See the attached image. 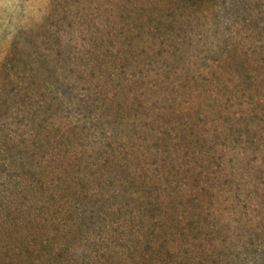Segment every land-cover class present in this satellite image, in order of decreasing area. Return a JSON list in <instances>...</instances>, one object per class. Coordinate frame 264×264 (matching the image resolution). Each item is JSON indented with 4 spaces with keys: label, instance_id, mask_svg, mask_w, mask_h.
<instances>
[{
    "label": "rangeland",
    "instance_id": "rangeland-1",
    "mask_svg": "<svg viewBox=\"0 0 264 264\" xmlns=\"http://www.w3.org/2000/svg\"><path fill=\"white\" fill-rule=\"evenodd\" d=\"M172 1L0 0V264H264V0Z\"/></svg>",
    "mask_w": 264,
    "mask_h": 264
},
{
    "label": "trees",
    "instance_id": "trees-1",
    "mask_svg": "<svg viewBox=\"0 0 264 264\" xmlns=\"http://www.w3.org/2000/svg\"><path fill=\"white\" fill-rule=\"evenodd\" d=\"M176 1L179 2L181 0H173L171 3L173 5H175L174 10L178 13L181 11L180 7H182L183 5L182 6H179V5L176 6V4H177ZM250 1L251 0H184L182 3H188V4H184V10L188 11L190 14L191 13H199L200 15H203L205 18H209V17H212V15H214L212 12L213 9L215 11H217L218 8H225L226 9L228 6H230L231 9H235V7L237 6V3L246 7ZM203 6H205V7H203ZM260 7L261 6H258V8H260ZM195 16H197V15L196 14L192 15V17H195ZM245 20H246L245 24H247L248 22H251L250 25L252 24V21H248V19H245ZM262 25H264V21H263ZM255 29H256V27H255ZM262 30H264V27L262 28ZM248 32L251 34L254 33L253 30H250ZM87 137L88 136H86V138ZM122 182L123 181H121V184H123ZM155 183H157L156 188L159 190H162L161 192L163 194H160L159 197H157L155 200L151 199V203H149V204H152V207H153L152 209L156 208V210H159L161 212V216L159 218L155 219V221H151V225L154 226L153 230L151 232L152 236H151V238L147 239L146 241H143V243L148 244V246L153 251L152 253H154L155 255H158V253H157V248H158L157 245L159 244L158 238L159 237L163 238L168 234L173 235L174 229H172V228L173 227L175 228L176 221H178V219H175V217L171 219V215H172L171 210L177 209L180 207V205L176 203L177 200H179V199H181L182 202L183 201L188 202L187 198L191 197V199L189 201V203H190L192 201L193 193L192 192L186 193V192L178 191V190L182 189V185H181V187H179V189L173 188V185L175 183L174 179H172V177H170V178L165 177V175L163 173H161L159 170L156 169V173H154L153 179L150 180L151 185H150L149 189L146 191V194L149 195V191L151 189H153V186ZM203 190H205V189H202L201 191H199V193L202 192ZM198 195H200L201 198L204 197L202 194H198ZM261 200L262 199H260V197L257 198V202L259 203V205L261 203ZM175 204H176V206H175ZM231 204L233 205L234 202L231 201ZM204 206L205 205H202V203H200L198 206H192L191 205V207L194 211H196V209H199V208L203 209ZM253 206H254L253 208H255V210L258 208L257 204H255ZM201 212L204 213L205 218L208 217V215H206V211H201ZM183 217H185V215L181 216V219ZM167 219L169 220L171 226L168 225ZM140 220L141 221L139 223L140 224L143 223L142 219H140ZM184 230H182L181 234H183V236H186L187 235L186 232L188 231V229L184 228ZM138 239H142L141 235H138ZM178 240L179 239H174L172 241L165 240L167 243V245L164 246L166 248L165 251H166L167 255H169L170 257H173L174 253H176L175 251H177L178 249H179V251H181V250L185 251L186 250V253H187V251L189 249L195 248L197 246L196 242H194V243H192V242L187 243L186 242V244H184L185 242L178 241ZM137 243L140 244L141 242L138 241ZM200 243H201V241L198 243V245ZM185 246H187L188 248L186 249ZM180 255H182V254H177L176 257L178 258ZM109 264H112V263H109ZM155 264H157V263H155ZM166 264H173V263L171 261H167Z\"/></svg>",
    "mask_w": 264,
    "mask_h": 264
}]
</instances>
